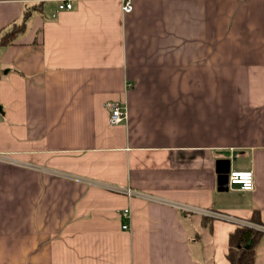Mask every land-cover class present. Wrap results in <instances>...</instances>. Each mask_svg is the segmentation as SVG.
<instances>
[{
    "label": "crops",
    "instance_id": "obj_1",
    "mask_svg": "<svg viewBox=\"0 0 264 264\" xmlns=\"http://www.w3.org/2000/svg\"><path fill=\"white\" fill-rule=\"evenodd\" d=\"M123 1L0 0V264H230L264 225V0Z\"/></svg>",
    "mask_w": 264,
    "mask_h": 264
},
{
    "label": "built area",
    "instance_id": "obj_2",
    "mask_svg": "<svg viewBox=\"0 0 264 264\" xmlns=\"http://www.w3.org/2000/svg\"><path fill=\"white\" fill-rule=\"evenodd\" d=\"M123 5H124L123 10L125 12H129L133 8V5L131 4V0H124ZM71 6H72V3H70V1H64L59 4L58 8L60 10H64V9L69 10L72 8ZM54 15H56V13H54ZM106 106L107 108L110 109V117H109L110 123L119 124V122L122 121L126 117L127 113L124 110V108H122V105L119 102L108 101L106 102ZM228 177H229L228 185L230 186L238 185L241 189H244V190H252V188H254L255 176H254V172L252 169L251 170H240V169L231 170L228 174ZM128 194L131 195L132 191L128 190ZM153 199H157L161 202L163 201L158 198H153ZM176 207L181 209L182 211H186V212L193 213V214H195V212L207 214V215L214 214V216L220 217L222 219L224 218L232 219L231 216L226 215L225 213L222 214L216 211L215 212L211 210L208 211L206 209L199 208L196 206L192 207L186 204H180V205H177ZM129 213H130V210H128L127 208L124 209L123 215L125 217H128ZM239 226L255 227L256 229L264 232V225L256 221H246V220L239 219L238 227ZM123 227L129 228L130 224L124 222Z\"/></svg>",
    "mask_w": 264,
    "mask_h": 264
},
{
    "label": "trees",
    "instance_id": "obj_3",
    "mask_svg": "<svg viewBox=\"0 0 264 264\" xmlns=\"http://www.w3.org/2000/svg\"><path fill=\"white\" fill-rule=\"evenodd\" d=\"M29 15L28 10L25 19ZM25 22L14 24L13 27L0 37V44L6 45L12 43L17 35L22 32ZM182 211V210H181ZM192 215L186 211H182ZM206 220V219H205ZM252 220L262 223L258 217V213L253 215ZM210 221V220H209ZM211 228V226H210ZM209 228V229H210ZM263 231L250 226H239L230 233L228 243L227 258L230 264H255L257 249L256 246L263 236Z\"/></svg>",
    "mask_w": 264,
    "mask_h": 264
},
{
    "label": "water",
    "instance_id": "obj_4",
    "mask_svg": "<svg viewBox=\"0 0 264 264\" xmlns=\"http://www.w3.org/2000/svg\"><path fill=\"white\" fill-rule=\"evenodd\" d=\"M2 106H0V110H1ZM223 163V161H222ZM230 162L226 161V165L222 166V167H218V172L221 174L220 177L223 180V185L222 183H220L221 187L220 190L226 189L228 188V181H229V177L228 174L230 172Z\"/></svg>",
    "mask_w": 264,
    "mask_h": 264
}]
</instances>
